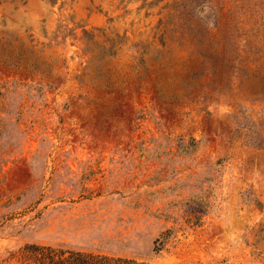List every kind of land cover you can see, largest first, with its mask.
Segmentation results:
<instances>
[{
  "label": "rangeland",
  "instance_id": "rangeland-1",
  "mask_svg": "<svg viewBox=\"0 0 264 264\" xmlns=\"http://www.w3.org/2000/svg\"><path fill=\"white\" fill-rule=\"evenodd\" d=\"M30 243L264 264V0H0V264Z\"/></svg>",
  "mask_w": 264,
  "mask_h": 264
},
{
  "label": "trees",
  "instance_id": "trees-1",
  "mask_svg": "<svg viewBox=\"0 0 264 264\" xmlns=\"http://www.w3.org/2000/svg\"><path fill=\"white\" fill-rule=\"evenodd\" d=\"M240 58L245 65L253 63L248 53ZM24 247L26 253L19 257L26 264H151L132 257L92 253L62 246L30 243Z\"/></svg>",
  "mask_w": 264,
  "mask_h": 264
}]
</instances>
